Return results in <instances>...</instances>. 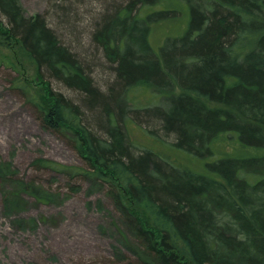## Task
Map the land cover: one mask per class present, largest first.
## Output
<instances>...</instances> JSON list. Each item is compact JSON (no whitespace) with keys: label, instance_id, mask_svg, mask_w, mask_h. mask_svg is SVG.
I'll list each match as a JSON object with an SVG mask.
<instances>
[{"label":"trees","instance_id":"obj_1","mask_svg":"<svg viewBox=\"0 0 264 264\" xmlns=\"http://www.w3.org/2000/svg\"><path fill=\"white\" fill-rule=\"evenodd\" d=\"M89 2L102 9L73 48L64 38L69 18ZM50 3L51 23L0 0V46L12 47L43 87L32 88L4 57L0 66L16 74L11 90L41 126L84 162L39 157L32 169L63 176L70 190L104 189L130 247L123 264H264V0ZM176 5L184 31L155 48L150 31L177 20ZM94 71L111 81L98 85ZM145 91L155 102L130 107ZM135 120L157 124L172 142L139 145L127 129ZM24 193L42 204L53 198L33 180L11 192L12 203Z\"/></svg>","mask_w":264,"mask_h":264},{"label":"rangeland","instance_id":"obj_2","mask_svg":"<svg viewBox=\"0 0 264 264\" xmlns=\"http://www.w3.org/2000/svg\"><path fill=\"white\" fill-rule=\"evenodd\" d=\"M18 4L25 16L47 15V22H52L49 21L53 19L49 18L52 13L50 0H18ZM75 8L76 13L69 18L71 33L65 32L64 35L73 48L80 43V39L77 42L79 37L74 36L82 32L83 37L80 35V38L84 43V31L91 28L97 18L95 13L102 9L99 4L91 2L87 6L76 5ZM176 8L177 20L157 24L150 31L149 39L155 48L161 45L166 35L184 31L186 15L183 7L176 5ZM64 28L60 26L59 31ZM0 57L15 64L20 76L29 81L32 88L43 87L36 80L32 68L26 69L19 63L12 47L0 46ZM15 75L10 69L0 66V264H123L124 256H130V247L123 243L116 231L117 225L122 222L105 196L104 189L86 183L78 190H70L63 176L32 169V161L39 157L74 166L84 161L67 139L41 126L36 110L28 104L26 97L11 90L10 81ZM93 76L98 85L111 77L98 71H94ZM51 87L63 91L54 84ZM65 94L70 96L66 90ZM155 100L150 92H138L133 97L134 104L129 106H151ZM132 122H128L127 129L131 139L139 145L151 146L157 142L154 140L157 136L167 142L173 140L160 131L157 124L150 126L144 120ZM33 180L53 197L50 202L38 203L24 193L23 199L13 202L17 205L13 204L11 192ZM43 216L48 221L35 226L34 220Z\"/></svg>","mask_w":264,"mask_h":264}]
</instances>
